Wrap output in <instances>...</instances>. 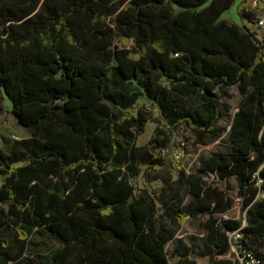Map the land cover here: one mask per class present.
<instances>
[{
  "label": "trees",
  "instance_id": "1",
  "mask_svg": "<svg viewBox=\"0 0 264 264\" xmlns=\"http://www.w3.org/2000/svg\"><path fill=\"white\" fill-rule=\"evenodd\" d=\"M208 2L0 0V113L6 98L31 136L0 148V264H230L218 257L233 245L264 264L262 18L244 0L245 25L219 21L235 0ZM232 88L233 150L159 176L167 159L137 145L154 111L152 151L176 147L182 127L208 146L225 134ZM144 168L162 189L138 191ZM233 178L243 221L221 218ZM202 216L214 250L169 256L186 219Z\"/></svg>",
  "mask_w": 264,
  "mask_h": 264
},
{
  "label": "rangeland",
  "instance_id": "2",
  "mask_svg": "<svg viewBox=\"0 0 264 264\" xmlns=\"http://www.w3.org/2000/svg\"><path fill=\"white\" fill-rule=\"evenodd\" d=\"M205 5H209V3ZM244 0H235L234 5L231 9L227 10L220 18L219 21H226L229 23L237 24L239 26L245 25L242 18L238 13L239 5ZM263 0H247V7L251 10L257 11L261 18L264 19V10H259V4ZM178 10L179 7L175 6ZM264 32V27H263ZM232 98L230 100L223 99L231 104L232 110L225 114L224 120L221 122V126L225 128V134L222 138L211 142L208 146H201L196 144V138L185 128H180L178 130V135L175 138V144L177 146L169 148L168 151L154 152L150 148V141L157 138L160 140L158 135V128L162 125L159 123V112L154 111V118L147 124L145 133L138 138L137 145L153 153L157 157L166 158L170 160L168 167L164 169L159 176L172 175L174 180L179 177V172L177 170V163L184 164L186 170L190 173H195L199 170L200 165L203 161L207 160L213 153L216 152H230L233 150V144L230 140L229 133L231 129V124L233 122L234 116L237 112L238 105L240 102V95L236 88H232ZM139 102L141 104H151V101L147 97L140 98ZM4 104L7 107V111L0 113V148L7 152H11L14 148V144L17 141L28 140L31 138L27 129L21 126L17 120L10 113L11 103L5 98ZM156 174L144 168V172L137 178L133 180V184L136 186L138 191L147 190L149 192H155L164 187L161 180L155 179ZM214 179L211 175H206L204 177L205 183H209ZM230 195L234 199V206L232 210L222 215V220L235 219L243 221L245 219V212L242 209L241 199L238 198V185L235 179L231 180V190ZM186 202L189 197H185ZM207 216H202L198 218H187L181 231L176 235V237L167 244L166 250L169 256L173 253L176 247H183L187 249L209 250L213 251L214 248L207 242L206 231L202 228V223L205 222ZM245 225V222L244 224ZM192 259L197 260L199 264H213L208 258H201L196 255L191 256ZM238 248L233 245L232 250L224 255L218 257V260L228 261L230 264H240L243 260ZM173 264L178 263V258H171Z\"/></svg>",
  "mask_w": 264,
  "mask_h": 264
},
{
  "label": "built area",
  "instance_id": "3",
  "mask_svg": "<svg viewBox=\"0 0 264 264\" xmlns=\"http://www.w3.org/2000/svg\"><path fill=\"white\" fill-rule=\"evenodd\" d=\"M257 1H259V0H257ZM262 3H264V0H263ZM257 26L258 27H264V19L259 21ZM231 238H233L235 241H237V240H239L241 238V236H240V234L238 232H234L233 234H231ZM243 258L244 259L241 261L240 264H259V261L256 260L251 254L244 255Z\"/></svg>",
  "mask_w": 264,
  "mask_h": 264
},
{
  "label": "water",
  "instance_id": "4",
  "mask_svg": "<svg viewBox=\"0 0 264 264\" xmlns=\"http://www.w3.org/2000/svg\"><path fill=\"white\" fill-rule=\"evenodd\" d=\"M167 162L169 163L170 162V160H167ZM246 224V223H245Z\"/></svg>",
  "mask_w": 264,
  "mask_h": 264
},
{
  "label": "crops",
  "instance_id": "5",
  "mask_svg": "<svg viewBox=\"0 0 264 264\" xmlns=\"http://www.w3.org/2000/svg\"><path fill=\"white\" fill-rule=\"evenodd\" d=\"M244 24H246L244 21H243ZM243 26V25H242Z\"/></svg>",
  "mask_w": 264,
  "mask_h": 264
}]
</instances>
